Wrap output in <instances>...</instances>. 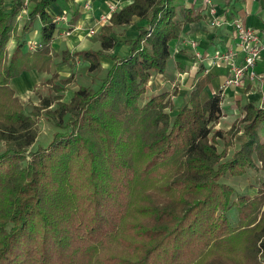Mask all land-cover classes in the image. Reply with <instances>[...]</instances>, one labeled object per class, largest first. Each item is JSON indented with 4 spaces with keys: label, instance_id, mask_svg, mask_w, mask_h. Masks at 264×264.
I'll use <instances>...</instances> for the list:
<instances>
[{
    "label": "trees",
    "instance_id": "obj_1",
    "mask_svg": "<svg viewBox=\"0 0 264 264\" xmlns=\"http://www.w3.org/2000/svg\"><path fill=\"white\" fill-rule=\"evenodd\" d=\"M177 1L134 0L102 28L101 51L62 53V63L79 56L90 73L98 71L116 45L114 28L135 17L145 22L97 89L80 87L66 103L62 93L75 79L52 75V95L33 113L44 110L59 131L48 147L27 154L37 123L11 83L25 72H51L57 22L48 9L58 0H29L23 34L38 19L42 48L24 51L19 37L12 55L8 43L25 0H13L9 12L0 0V264L264 263V181L256 196L237 200L222 183L258 163L264 171V99L244 106L222 132L215 130L222 93L202 103L198 86L176 114L170 93L145 98L180 27L201 20L190 10L177 21ZM241 131L247 140L228 157Z\"/></svg>",
    "mask_w": 264,
    "mask_h": 264
},
{
    "label": "crops",
    "instance_id": "obj_2",
    "mask_svg": "<svg viewBox=\"0 0 264 264\" xmlns=\"http://www.w3.org/2000/svg\"><path fill=\"white\" fill-rule=\"evenodd\" d=\"M12 1L5 0V6H8L9 11ZM133 1L58 0L50 6L48 12L57 22V31L51 47L58 56L51 64L50 73L34 70L12 80L11 87L19 99L24 100L34 96V91L41 84H46L53 74L58 75L59 81L75 76L76 81L67 85L62 93L63 101L66 103L73 99L80 87L97 89L115 64L114 58L128 56L130 48L127 47L126 41L137 37V27L145 25L144 21L135 17L131 26L114 28L112 35L116 45L108 52V56L100 59L101 68L98 71L90 73L88 71L90 65L79 56L73 57L68 64H64L61 55L64 51H69L73 56L81 52L101 51L102 28L110 25L109 19L112 14L127 8ZM176 4L177 21H184L185 12L190 10L193 11V17H199L201 20L180 27L177 40L170 44L171 56L163 74L165 79L163 82H152L154 86L151 88V94L170 93L176 114L179 108L188 104L198 86L202 87L200 95L202 103L222 93L223 116L215 130L226 132L242 116L244 106L253 103L260 107L263 104L264 51L262 60L255 66V76L247 77L241 86L236 87L225 86L230 77V67L222 57L234 51L236 60L239 63L243 61L240 48L234 38V30L238 25L259 30L264 41V0H179ZM22 8L14 21L15 28L8 43L10 55L13 54L19 37L23 39L24 51L33 41H41L42 24L38 19L32 31L23 34L31 5L25 0ZM90 30H94L95 33L89 35ZM67 33L70 35L66 36ZM259 131L264 137V125ZM246 140L244 132L241 131L235 138L234 147L230 148L228 157L239 150ZM258 168V171L252 170L242 177L234 178L230 175L224 177L222 183L230 185L236 191L234 200L239 196L253 198L258 194L260 184L264 181V171L261 170L259 163ZM231 213L234 214V220L230 218ZM228 217L233 225L239 222L235 208L228 212Z\"/></svg>",
    "mask_w": 264,
    "mask_h": 264
},
{
    "label": "built area",
    "instance_id": "obj_3",
    "mask_svg": "<svg viewBox=\"0 0 264 264\" xmlns=\"http://www.w3.org/2000/svg\"><path fill=\"white\" fill-rule=\"evenodd\" d=\"M234 31L236 45L240 48L243 61L239 63L236 60L234 51L226 53L222 57L230 67V77L225 84L226 87L241 86L247 77H254L255 66L262 60V53L264 51V41H262V34L259 30L238 25ZM94 33V30H90L88 34L92 35ZM68 35L70 33L66 34V36ZM40 48H42V44L33 41V43L29 44L28 51L34 52Z\"/></svg>",
    "mask_w": 264,
    "mask_h": 264
},
{
    "label": "rangeland",
    "instance_id": "obj_4",
    "mask_svg": "<svg viewBox=\"0 0 264 264\" xmlns=\"http://www.w3.org/2000/svg\"><path fill=\"white\" fill-rule=\"evenodd\" d=\"M27 3L29 4V0H27ZM5 9L8 10V12H9L8 6H5ZM163 74H162V76L157 75L155 78H153L149 82V88L147 89L148 93L145 96V98H147V97L150 98V95L152 92L151 91L152 84H153L152 82H154V81H157V83L163 82V80L165 79L163 77ZM156 78H158V79H156ZM73 79H75V76H73ZM75 81H76V79H75ZM39 87H38L39 89L37 88L34 91V96H30L29 98L21 100V101H23L22 104L24 106V109H26V114L31 115V116H33V114H34V120L37 123V137L38 138L36 140V143L31 148L28 149L27 154H29L30 152H35L38 147H48L50 142L53 140V135L59 131L55 127V125L51 122V120L48 119L46 112L44 110L39 111L38 114L33 113L35 111V107H40L41 102L45 98H48L50 95H52V92H51L49 86L47 85V83L41 84ZM159 87H162V86H159ZM160 94H162V93H160ZM171 94H172V92H171ZM171 114L173 116V112H171ZM222 144H223V141H219L218 146H217L220 152H222L223 148H224V147H222L223 146ZM5 150H6L5 143L0 141V154H3L5 152ZM258 170H259V168L257 170H253V171H258ZM250 171L251 170H249L248 172H250ZM230 218H232V220H234V214L233 213H231Z\"/></svg>",
    "mask_w": 264,
    "mask_h": 264
}]
</instances>
